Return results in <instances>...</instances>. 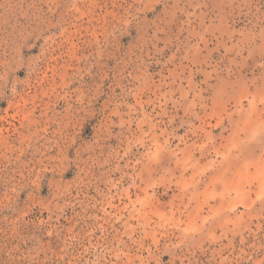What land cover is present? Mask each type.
Wrapping results in <instances>:
<instances>
[{"label": "rangeland", "instance_id": "rangeland-1", "mask_svg": "<svg viewBox=\"0 0 264 264\" xmlns=\"http://www.w3.org/2000/svg\"><path fill=\"white\" fill-rule=\"evenodd\" d=\"M0 264H264V0H0Z\"/></svg>", "mask_w": 264, "mask_h": 264}]
</instances>
